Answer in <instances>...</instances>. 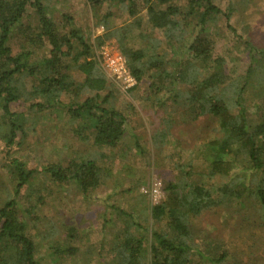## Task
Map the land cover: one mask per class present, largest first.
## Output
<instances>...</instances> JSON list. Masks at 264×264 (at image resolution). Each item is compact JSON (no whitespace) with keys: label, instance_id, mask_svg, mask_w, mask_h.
<instances>
[{"label":"trees","instance_id":"obj_1","mask_svg":"<svg viewBox=\"0 0 264 264\" xmlns=\"http://www.w3.org/2000/svg\"><path fill=\"white\" fill-rule=\"evenodd\" d=\"M83 1L92 12V28H102L94 38L85 35L71 15L64 13L56 20L49 0H0V159L14 182L0 207V264H44L32 232L42 218H37L33 207L23 210L18 203L21 192L29 190L26 197L31 198L33 178L74 186L81 199L95 197V192L109 186L112 173L93 158L98 152L71 153L66 164L38 168L16 158L27 118L11 107L42 112L66 106L71 117L83 118L87 124L74 131L76 137L89 140L96 150L123 149L128 120L110 104L108 78L96 53L111 39L136 84L147 79V89L156 96L168 89L175 103L182 95L191 119L209 117L215 128L213 138L202 143L199 152L203 167L194 164L193 154L175 164L182 173L164 185L159 203L142 202L138 212L106 205L121 230L106 251L101 244L98 258L105 251L109 264H243L230 262L218 237L212 238L216 243L207 244V235L195 228L193 220L215 208L240 207L248 208L264 228V49L243 42L250 50V63L232 75L224 58L216 56L215 44L220 21L228 28L233 9L222 10L214 0ZM111 6L125 9L127 21L111 24ZM103 8L106 11L99 13ZM29 18L34 23H28ZM72 70L84 79L75 81ZM66 97L69 101L63 104ZM249 110L254 111V122ZM86 129L91 130V138L82 134ZM160 147L152 150L159 153ZM113 185V190L120 189L118 183ZM140 216L146 225L138 220ZM57 233L60 238L52 239ZM64 234L55 230L53 237L50 233L40 237L55 264L62 259L73 262L80 250L76 229L68 227Z\"/></svg>","mask_w":264,"mask_h":264},{"label":"rangeland","instance_id":"obj_2","mask_svg":"<svg viewBox=\"0 0 264 264\" xmlns=\"http://www.w3.org/2000/svg\"><path fill=\"white\" fill-rule=\"evenodd\" d=\"M49 2L52 16L56 20L59 21L61 14L65 13L74 18L75 25L85 35L92 34L94 38L102 33V28H92V12L84 5L83 0ZM214 3L222 10L233 9L228 28L224 21L219 23L220 39L215 44V53L224 58L229 72L236 75L243 72L250 63V50L245 49L243 42L247 41L251 46L264 49V0H214ZM105 11L106 8H103L99 13L103 14ZM109 11L113 13L109 21L114 26L127 21L125 9L111 6ZM26 21L34 23L32 18ZM142 25L144 26V21ZM106 43L118 50L113 39ZM71 75L77 82L84 79L76 70H72ZM107 78L108 90L112 93L110 104L128 120L126 126L129 135L124 139L123 149L96 150L89 140L82 141L76 137L74 131L87 124L83 118L71 117L66 106L42 112H30L20 105L11 107L12 112L25 114L27 118L26 135L15 152V157L24 161L28 167L38 168L58 162L66 164L71 153L91 156L98 152V155L106 157L102 159L94 155L93 158L99 166L107 167L112 173L108 188L99 189L94 193L95 197L90 199H81L74 186H54L43 178L31 180L30 185L33 186L30 188L34 193L30 199L26 197L29 190L25 194L20 193V209L33 207L37 218H42L36 226L38 234L35 227L32 232L38 244V258L44 264H55L56 259L41 246L40 237L45 233L51 235L55 230L64 234L68 227L76 229L80 250L73 262L62 259L57 264H83L86 259L99 261L98 264H109L105 251L111 238L120 232L121 224L113 211L106 209V205L138 212L142 208V202L157 204L161 201L163 195L157 194L158 197L154 200L148 193V188L159 182V191L163 194L164 185L168 181H174L182 173L174 168L175 164L185 162L193 154L194 164L198 167L204 165L199 152L203 147L202 143L204 145L213 138L211 130L215 128L209 117L192 120L190 111L182 106V95L176 103L167 92L168 89H164L160 96L152 95L146 86L147 79L139 84L133 79V84H127L108 76ZM63 100V104L69 101L67 97ZM248 113L250 121L254 122V111L249 110ZM90 132V129H86L82 134L91 138ZM157 146H161L159 153L152 150ZM1 148L0 143V150ZM2 165L4 161L0 159V207L14 187L13 179ZM114 182L120 185V189L113 190L116 188ZM247 210L248 208L240 207L234 210L230 207L215 208L194 219L193 225L207 235L204 240L207 244L213 243L214 237L221 239L231 263L240 260L243 264H264V228L257 223V216ZM141 217L138 220L146 225L144 216ZM105 220L109 223H105ZM195 232L198 233L197 230ZM57 238H60L58 233L52 239ZM101 244L105 250L102 252V259L97 256ZM203 244L205 243L202 242L201 245Z\"/></svg>","mask_w":264,"mask_h":264},{"label":"built area","instance_id":"obj_3","mask_svg":"<svg viewBox=\"0 0 264 264\" xmlns=\"http://www.w3.org/2000/svg\"><path fill=\"white\" fill-rule=\"evenodd\" d=\"M97 59L108 77L123 81L127 84H133L134 80L125 66L124 58L117 49H113L106 43L99 48ZM155 186L156 184H152L148 188V193H150L154 200L158 197V195L153 192Z\"/></svg>","mask_w":264,"mask_h":264},{"label":"clouds","instance_id":"obj_4","mask_svg":"<svg viewBox=\"0 0 264 264\" xmlns=\"http://www.w3.org/2000/svg\"><path fill=\"white\" fill-rule=\"evenodd\" d=\"M161 187V184L159 182H157L156 186L153 188V192L155 194H159V195H163L162 193H160L159 189Z\"/></svg>","mask_w":264,"mask_h":264}]
</instances>
